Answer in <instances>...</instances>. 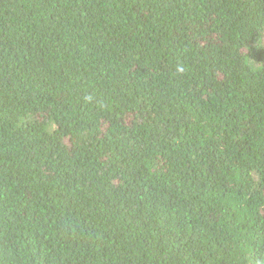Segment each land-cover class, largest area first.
Returning <instances> with one entry per match:
<instances>
[{
  "label": "trees",
  "instance_id": "trees-1",
  "mask_svg": "<svg viewBox=\"0 0 264 264\" xmlns=\"http://www.w3.org/2000/svg\"><path fill=\"white\" fill-rule=\"evenodd\" d=\"M0 264H264V0H0Z\"/></svg>",
  "mask_w": 264,
  "mask_h": 264
}]
</instances>
